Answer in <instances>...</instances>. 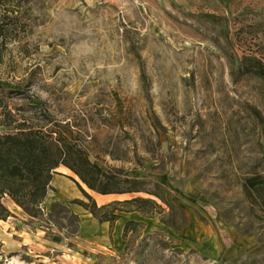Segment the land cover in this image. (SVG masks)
Listing matches in <instances>:
<instances>
[{
  "label": "rangeland",
  "instance_id": "374dc122",
  "mask_svg": "<svg viewBox=\"0 0 264 264\" xmlns=\"http://www.w3.org/2000/svg\"><path fill=\"white\" fill-rule=\"evenodd\" d=\"M5 1L14 15L0 46V122L10 111L27 127L68 124L91 160L144 179L169 203L121 196L163 210L140 213L144 227L117 255L78 256L70 227L28 216L20 225L32 239L16 254L36 264H111L107 255L264 264V204L253 189L264 183L250 185L264 180V0ZM11 254L0 246V264H17Z\"/></svg>",
  "mask_w": 264,
  "mask_h": 264
},
{
  "label": "trees",
  "instance_id": "16d2710c",
  "mask_svg": "<svg viewBox=\"0 0 264 264\" xmlns=\"http://www.w3.org/2000/svg\"><path fill=\"white\" fill-rule=\"evenodd\" d=\"M6 4L5 0H0V46L5 43L3 41L5 32L10 31L11 28L10 23H5V18H12L14 15L12 10L4 8ZM251 60L254 65L260 63L255 58ZM259 73L264 74L261 70ZM10 115V111H6L4 119L0 122V125L5 127V130L0 132V219L12 215L4 204L5 196L18 205L31 220L38 219L41 222L51 220L54 225L68 226L73 236L78 234L80 218L72 211L71 204L81 205L98 221H108L110 230L123 211H138L143 216L150 217L155 214V208H159V212L163 210L155 199L141 196L98 205L82 184L71 177L87 200L79 198L63 202L56 200L44 212L43 202L49 190L53 189L51 179L60 165L72 170L81 182L94 192L124 194L143 191L154 194L169 206L164 194L146 188L144 179L130 176L120 167L104 170L97 162L91 160L87 147L78 140V134H74L75 131L68 124L54 127L48 124L27 127L18 118H15V124L12 123V119H9ZM262 178L253 175L250 178V185L255 187L264 183ZM253 189L264 204V188ZM181 213L185 218L182 209ZM161 221L168 223L163 216ZM143 227L142 221L128 220L124 225L123 237L127 238L130 232H138ZM144 237L143 235L141 240ZM128 246L127 243L124 249ZM107 256L111 264L120 263L115 255Z\"/></svg>",
  "mask_w": 264,
  "mask_h": 264
},
{
  "label": "crops",
  "instance_id": "0c3cea01",
  "mask_svg": "<svg viewBox=\"0 0 264 264\" xmlns=\"http://www.w3.org/2000/svg\"><path fill=\"white\" fill-rule=\"evenodd\" d=\"M62 167V169L58 167L56 170L57 172L52 176L51 186L53 187V189L49 190L43 202L46 210L48 209L50 204L56 200L69 201L75 198L84 199L81 190L71 179V174L68 173V170L70 169L65 166ZM86 190L89 194H91L98 205L106 204L114 200H121L120 197L126 194H100L92 190ZM4 204L12 212V215L8 216L7 220H1L4 223L3 226L10 227L8 230L6 229L4 236L0 231V246L2 248V251H9L10 253H12L11 258L17 264H36L35 258L33 259V261H27L16 254L20 246L25 245L26 243L28 244L29 242L27 241L29 239H32L31 234H33V231L30 229L28 230V228H26L25 226L20 225L24 224L23 222L26 219L27 215L9 198L6 199V202H4ZM71 209L80 218L78 234L76 235V244L73 251L75 254H78V256L83 253H87V259L91 258L90 254H96L98 252H110L115 255L119 254L123 250L127 241L123 237L125 222L128 220L147 221L145 217L141 216L140 212L123 211L120 213V217L115 221L112 229L110 230L108 221H98L81 205L71 204ZM222 231L226 232L229 237L230 243L231 237L228 234L227 230L220 228L219 235ZM16 234H19L22 237V241L18 242L19 244H17L15 242L16 240L14 239V236H16ZM3 240H5V244ZM63 243L64 242L62 241L60 242V247H63ZM34 255L37 256L38 254L34 253Z\"/></svg>",
  "mask_w": 264,
  "mask_h": 264
},
{
  "label": "bare ground",
  "instance_id": "6f19581e",
  "mask_svg": "<svg viewBox=\"0 0 264 264\" xmlns=\"http://www.w3.org/2000/svg\"><path fill=\"white\" fill-rule=\"evenodd\" d=\"M20 264V263H19Z\"/></svg>",
  "mask_w": 264,
  "mask_h": 264
}]
</instances>
